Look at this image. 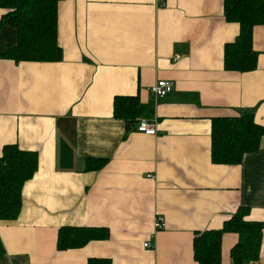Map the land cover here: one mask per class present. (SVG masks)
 I'll return each instance as SVG.
<instances>
[{"label": "crops", "instance_id": "obj_1", "mask_svg": "<svg viewBox=\"0 0 264 264\" xmlns=\"http://www.w3.org/2000/svg\"><path fill=\"white\" fill-rule=\"evenodd\" d=\"M239 31L224 0H61V60L0 59V157L7 144L38 154L19 215L0 220V264H199L195 233L220 229L241 206L264 223V135L240 163L212 160L214 118L252 113L264 126V24L254 27L259 55L247 72L224 65ZM17 39L15 27L0 26V50ZM160 79L174 89L155 98ZM119 96L144 104L130 125L115 116ZM142 118L155 135L137 130ZM88 158L107 162L87 170ZM65 225L109 236L60 250ZM238 239L223 235L221 264H232ZM249 264H264V230Z\"/></svg>", "mask_w": 264, "mask_h": 264}, {"label": "trees", "instance_id": "obj_2", "mask_svg": "<svg viewBox=\"0 0 264 264\" xmlns=\"http://www.w3.org/2000/svg\"><path fill=\"white\" fill-rule=\"evenodd\" d=\"M61 0H0L7 10L0 26L17 29V43L0 50V59L53 62L62 58L57 39L58 5ZM225 17L238 22L240 31L225 45L226 70L247 72L257 67L259 52L253 45L254 27L264 24V0H224ZM144 111L138 97L119 96L114 103L116 117L129 125ZM264 126L256 123L252 113L217 117L212 120V160L215 163L237 164L245 154L258 149ZM107 159L88 158L87 170H99ZM38 167V154L22 150L17 144L3 147L0 157V220L15 219L22 206L24 184L33 178ZM249 208L239 207L220 229L195 233L193 248L199 264H221L222 238L235 232L239 239L231 249L232 264H249L259 260L264 223L248 220ZM109 230L96 226L65 225L58 230L57 248L83 247L91 241L106 239ZM89 264H112L109 258L93 257Z\"/></svg>", "mask_w": 264, "mask_h": 264}, {"label": "built area", "instance_id": "obj_3", "mask_svg": "<svg viewBox=\"0 0 264 264\" xmlns=\"http://www.w3.org/2000/svg\"><path fill=\"white\" fill-rule=\"evenodd\" d=\"M173 89H174V83L171 80L160 79L152 85L151 92L155 98H161L166 96L168 93L172 92ZM136 128L138 131L144 132L148 135H155L157 133V128L155 124H153L146 118L139 119ZM164 226H165L164 217L160 214L156 215L153 222L154 229L158 231L163 229ZM144 245L146 247L151 246V244L148 242L145 243Z\"/></svg>", "mask_w": 264, "mask_h": 264}]
</instances>
